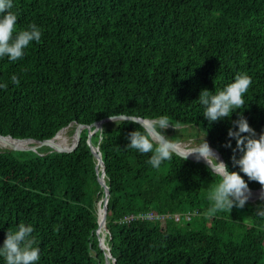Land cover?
I'll use <instances>...</instances> for the list:
<instances>
[{"label":"trees","instance_id":"1","mask_svg":"<svg viewBox=\"0 0 264 264\" xmlns=\"http://www.w3.org/2000/svg\"><path fill=\"white\" fill-rule=\"evenodd\" d=\"M12 11L18 29L35 23L42 37L23 60L0 59L2 135L45 140L114 115L167 116L204 131L228 170L239 172L236 141L225 145L240 110L210 124L198 103L203 90L222 89L238 74L252 81L243 116L264 133V0H14ZM145 129L110 121L91 138L110 190L109 251L100 244L105 188L87 127L71 152L0 150V246L25 223L34 228L39 264H264L257 214L264 199L248 201L243 219L238 208L212 210L208 195L219 180L207 164L172 151L157 170L147 163L151 153L127 149L128 136ZM148 212L171 217L126 220Z\"/></svg>","mask_w":264,"mask_h":264},{"label":"clouds","instance_id":"2","mask_svg":"<svg viewBox=\"0 0 264 264\" xmlns=\"http://www.w3.org/2000/svg\"><path fill=\"white\" fill-rule=\"evenodd\" d=\"M13 8L14 0H0V59L7 58L10 63L23 60L30 45L33 42L39 43L42 37V32L35 23L18 29V18L12 11ZM10 82L15 86L20 85V79L15 74L11 76ZM251 83L249 76L238 74L232 83L222 89L215 92L203 90L198 100L202 115L210 124L224 118L230 119L233 113L240 110L239 118L232 121L233 127L228 131L229 139L225 145L226 148H232V140L236 141V149L233 151L239 150L242 155L239 159L233 157V166L238 167L239 172L229 171L228 166L218 160L205 140L206 135L195 147L189 148L183 157L184 160L190 155H196L197 159L203 158L210 165L212 175L218 177L219 182L208 195L214 211L243 209L251 194L248 182L254 181L264 186V133L257 136L242 111ZM6 87V84L0 83V90ZM110 119L118 124L117 118L110 116ZM170 125L172 124L167 116L154 118L151 130H136L128 136L127 149L141 155L151 153L147 163L158 170L162 163L171 160L173 156L171 139L164 135ZM245 133L248 135H243ZM257 214L264 217V206L257 209ZM33 232V226L25 223H20L15 231L8 230L3 246H0L2 264H39L40 248Z\"/></svg>","mask_w":264,"mask_h":264},{"label":"water","instance_id":"3","mask_svg":"<svg viewBox=\"0 0 264 264\" xmlns=\"http://www.w3.org/2000/svg\"><path fill=\"white\" fill-rule=\"evenodd\" d=\"M113 117L117 118V120H133V121H136L139 124H141L142 126H144L146 129L151 130V123H152L153 119L138 117V116H134V115H124V114L114 115ZM110 121H113V120L110 119V117H107L105 119L95 121L91 125H85V124H81V123L77 124L76 129L74 131L73 143L71 145H68V146L57 145L54 143V138L57 136V134L67 127H64L61 130H59L54 137H52L50 139H45V140H39V139H35V138H16V137H13L11 135L0 134V139L6 141L8 143L9 146L6 148H8L10 150H35L36 151L39 147L49 146V147H51V150L49 152H52V151L71 152V151L75 150L77 148V146L79 145L80 140H81L82 130L85 129L86 127L90 130L88 142L91 145L92 150L95 153L99 164L101 165L102 174L100 177V181L105 188V197L103 200H101L99 202V233H101V226L102 225H104V229H105V233H103V235L100 236V244H101L102 248L107 249L108 251L110 250V248L107 246V244L105 242L106 234H107L105 225H106L107 206H108V201H109V197H110V190H109V185L105 181V164H104V161L102 159L101 152L99 151V146L93 145L91 138H92V135L97 130L102 128L104 123L110 122ZM92 127H93V129H92ZM157 136H158V134H157ZM16 141H24V142H26V144L21 146V145L16 144ZM170 142H171L172 151H174L175 153H177L183 157H184L186 151L189 148H191V147H183V149H181L178 147V144H181L180 141L179 142H173L170 140ZM208 144H209L210 148L213 150V152L216 155V157L218 158V160L223 162L224 164H226L225 159H224L223 155L221 154V152L216 147L211 145L210 141H208ZM187 158L194 160V161L203 162L210 167V165L208 164V162L206 160H204L203 158L197 159L196 155H190ZM250 192H251V194H250V198L248 200L249 202H256L259 199L264 198V186L261 188H258V189H251L250 188ZM101 212H103L102 217H101ZM107 257L112 258L113 256L110 252H107ZM113 264H115L114 259H113Z\"/></svg>","mask_w":264,"mask_h":264},{"label":"rangeland","instance_id":"4","mask_svg":"<svg viewBox=\"0 0 264 264\" xmlns=\"http://www.w3.org/2000/svg\"><path fill=\"white\" fill-rule=\"evenodd\" d=\"M172 125H170L169 128L165 130V136L171 139V141L176 138L180 139L181 144H183L186 147H195L196 144L199 143L200 140H202L203 136L206 135L204 131L198 129L194 125H174L176 126V129ZM66 129H67L68 143L69 145H71L74 139V131H72L73 126H69ZM187 134H193V136L189 137V135ZM205 140L208 143L207 136H205ZM2 149H6V147L5 148L0 147V150ZM245 209L246 208L238 209L237 214L240 216L241 219H243L244 217ZM103 233H105V229L101 232L102 235Z\"/></svg>","mask_w":264,"mask_h":264},{"label":"bare ground","instance_id":"5","mask_svg":"<svg viewBox=\"0 0 264 264\" xmlns=\"http://www.w3.org/2000/svg\"><path fill=\"white\" fill-rule=\"evenodd\" d=\"M54 143L57 144V145H63V146H68L69 143H68V139H67V129H63L62 131H60L57 136L54 138ZM16 144L18 145H25L26 142L24 141H16ZM8 143L4 140H1L0 139V147L2 148H5V147H8ZM178 147L183 149V147H186L184 146L183 144H178ZM103 216V212H101V217ZM104 230V225L101 226V232Z\"/></svg>","mask_w":264,"mask_h":264},{"label":"built area","instance_id":"6","mask_svg":"<svg viewBox=\"0 0 264 264\" xmlns=\"http://www.w3.org/2000/svg\"><path fill=\"white\" fill-rule=\"evenodd\" d=\"M168 217H171V216L169 214H155L153 212H148V213L139 214V215H130L126 218V220H131L133 218H149V219H159V220L165 221ZM172 217H174L176 220L181 219V215L179 213L172 214ZM185 218L190 219L191 215L186 214Z\"/></svg>","mask_w":264,"mask_h":264}]
</instances>
